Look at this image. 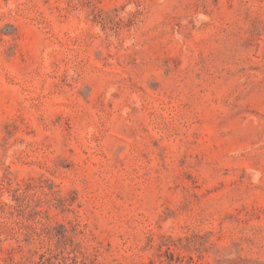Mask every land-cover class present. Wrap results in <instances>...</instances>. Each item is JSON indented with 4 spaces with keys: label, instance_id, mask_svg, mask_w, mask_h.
Returning a JSON list of instances; mask_svg holds the SVG:
<instances>
[{
    "label": "rangeland",
    "instance_id": "1",
    "mask_svg": "<svg viewBox=\"0 0 264 264\" xmlns=\"http://www.w3.org/2000/svg\"><path fill=\"white\" fill-rule=\"evenodd\" d=\"M0 264H264V0H0Z\"/></svg>",
    "mask_w": 264,
    "mask_h": 264
}]
</instances>
